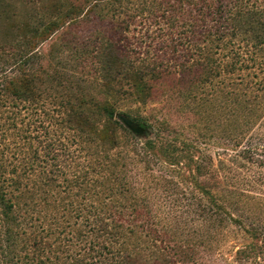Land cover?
Masks as SVG:
<instances>
[{"label":"trees","instance_id":"obj_1","mask_svg":"<svg viewBox=\"0 0 264 264\" xmlns=\"http://www.w3.org/2000/svg\"><path fill=\"white\" fill-rule=\"evenodd\" d=\"M263 120L264 0H0V264H264L208 137L264 165Z\"/></svg>","mask_w":264,"mask_h":264},{"label":"rangeland","instance_id":"obj_2","mask_svg":"<svg viewBox=\"0 0 264 264\" xmlns=\"http://www.w3.org/2000/svg\"><path fill=\"white\" fill-rule=\"evenodd\" d=\"M106 23L110 24V21L107 20ZM79 75L81 82L87 88L92 90L91 89V86H93L92 75H88V73H86V75H81V74ZM174 106L175 105L170 104L168 107H164L163 104H159L158 102H153L152 104L148 105L144 111L145 114L150 119H152V117L156 114L159 115L161 114L163 116L166 113L168 120L171 121L172 124H174L175 126L183 124L187 127L190 123V120L187 119L188 115H176L177 109H174ZM121 117L124 116L121 113H119V116H117L119 121L132 133H135L139 139L144 141L147 138L150 137L153 138V135L149 134V133H155L152 130H147L141 124L135 121L134 122L137 124L134 126V128H130L121 121ZM201 131L204 132V129H201ZM118 133H120V131ZM251 135H252L251 138L253 139L252 141L253 143L257 144L258 142H261L264 144V120L262 121V123H260L259 127L256 128V131L254 133H251ZM208 137L210 138L209 140L211 141L209 148L213 156V163L215 169L214 172L216 174V177H218L219 179L218 181H220L221 186L226 189H236L237 191L244 193V195L246 196L263 199L264 198V165L262 164V160H261L262 157L259 158L257 157V160L253 161L251 158H249L252 156L247 157L246 154L241 152V150H236V151L225 150L224 145L220 146L222 141L224 140H221L220 137H222V133H220V130L218 129L214 131V133H210ZM250 141H248V143ZM259 152L260 154L263 153L261 151ZM10 157L11 159H13L14 156L10 154ZM164 196H165L164 192L160 188L156 201H159L161 203V200L163 199ZM178 207H179L178 210L180 211L181 207L180 206ZM180 213L181 212H178V214ZM190 223L192 226L195 223V221H192ZM235 233L233 232L231 236H228L231 238H229V241L227 240L228 244L224 248V251L227 255L226 259H229V261H232L234 255V253L232 252L230 253V251L233 248L232 246H234V243L238 242V245H236V247L233 248L236 249L238 246L242 245L243 242L242 240L239 241L240 238L242 239V235L240 234L238 235L237 238H234L236 237L234 236Z\"/></svg>","mask_w":264,"mask_h":264},{"label":"water","instance_id":"obj_3","mask_svg":"<svg viewBox=\"0 0 264 264\" xmlns=\"http://www.w3.org/2000/svg\"><path fill=\"white\" fill-rule=\"evenodd\" d=\"M121 121L126 124L128 127L130 128H134V126L137 124L134 121H132L131 119H129L128 117H121Z\"/></svg>","mask_w":264,"mask_h":264}]
</instances>
